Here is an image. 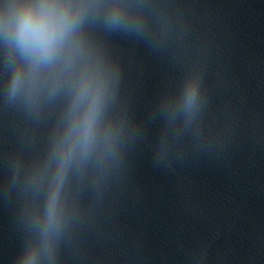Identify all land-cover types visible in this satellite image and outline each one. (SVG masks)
<instances>
[{"label":"water","instance_id":"95a60500","mask_svg":"<svg viewBox=\"0 0 264 264\" xmlns=\"http://www.w3.org/2000/svg\"><path fill=\"white\" fill-rule=\"evenodd\" d=\"M0 264H264V0H0Z\"/></svg>","mask_w":264,"mask_h":264},{"label":"clouds","instance_id":"9594fccd","mask_svg":"<svg viewBox=\"0 0 264 264\" xmlns=\"http://www.w3.org/2000/svg\"><path fill=\"white\" fill-rule=\"evenodd\" d=\"M73 23L68 12L42 9L39 13H34L28 8L20 14L16 26V39L36 62L47 61L64 44ZM90 131L91 115L85 125L86 137Z\"/></svg>","mask_w":264,"mask_h":264}]
</instances>
